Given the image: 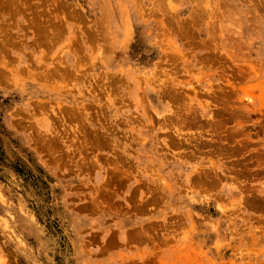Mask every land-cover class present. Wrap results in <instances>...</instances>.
Returning <instances> with one entry per match:
<instances>
[{
	"label": "rangeland",
	"instance_id": "374dc122",
	"mask_svg": "<svg viewBox=\"0 0 264 264\" xmlns=\"http://www.w3.org/2000/svg\"><path fill=\"white\" fill-rule=\"evenodd\" d=\"M0 264H264V0H0Z\"/></svg>",
	"mask_w": 264,
	"mask_h": 264
},
{
	"label": "bare ground",
	"instance_id": "6f19581e",
	"mask_svg": "<svg viewBox=\"0 0 264 264\" xmlns=\"http://www.w3.org/2000/svg\"><path fill=\"white\" fill-rule=\"evenodd\" d=\"M213 13V12H212ZM175 48V47H174Z\"/></svg>",
	"mask_w": 264,
	"mask_h": 264
}]
</instances>
